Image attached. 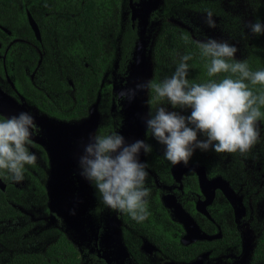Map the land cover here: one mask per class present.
Returning a JSON list of instances; mask_svg holds the SVG:
<instances>
[{
    "label": "flooded vegetation",
    "instance_id": "af4514ba",
    "mask_svg": "<svg viewBox=\"0 0 264 264\" xmlns=\"http://www.w3.org/2000/svg\"><path fill=\"white\" fill-rule=\"evenodd\" d=\"M85 1L0 0V66L10 67L13 77L15 70L22 83L18 94L0 86V120L20 112L34 116L37 127L29 151L37 146L46 153L42 160L50 173L47 187L43 165L36 169L26 165L21 182L12 181L8 173L0 176V190L13 210L0 219L3 228L9 227L4 238L28 249L14 254L43 252L50 243L40 250L36 236L50 221L51 231L43 232H52L56 238L60 232L71 239L79 264H264V223L254 221L253 194H245L248 179L238 177L234 165L219 170L210 159V150H197L187 165L171 164L144 123L150 108L155 110L150 89L139 91L131 101L118 95L154 76L153 65L143 63L138 41L131 51L122 49L123 30L129 23L136 29L140 22L138 11L132 17L138 0H108L94 16L93 33L91 12H79ZM97 1L99 5L107 0ZM162 1L151 19H157ZM183 7L175 3V10ZM173 16L166 20L172 23ZM150 31L152 40L144 41V54H149L157 26ZM91 36L99 43L97 57L106 65L85 93L76 91L66 73L83 75ZM14 51H18L19 67L14 66ZM49 69L63 82L47 84ZM28 71L33 72L31 79ZM45 132L53 135L56 149L46 143ZM112 132L123 134L128 143L141 139L152 146L150 153L140 156L147 165L145 186L150 189V215L144 221L107 208L80 175L78 159L89 136ZM38 196L42 212L32 207L36 203L31 201Z\"/></svg>",
    "mask_w": 264,
    "mask_h": 264
},
{
    "label": "clouds",
    "instance_id": "9594fccd",
    "mask_svg": "<svg viewBox=\"0 0 264 264\" xmlns=\"http://www.w3.org/2000/svg\"><path fill=\"white\" fill-rule=\"evenodd\" d=\"M205 22L216 27L212 11H207ZM249 28L253 34H264V24L250 23ZM184 39L187 42V37ZM198 47L207 61V81H189L188 61L193 57L184 54L170 77L159 83H138L118 94L131 101L139 91H154L157 106L154 111L150 108L144 123L173 165H187L197 150L243 155L259 139L257 122L264 115V91L254 92L250 85L264 86V70L252 71L246 61L235 60L238 49L227 41L210 37L198 42ZM220 74L226 75L212 79ZM36 127L29 112L0 120V170L14 182L23 181L26 165L37 164L36 154L29 151ZM151 151L152 146L144 140L128 143L119 132L90 135L78 159L80 175L107 208L144 221L150 215V189L145 186L147 165L140 156Z\"/></svg>",
    "mask_w": 264,
    "mask_h": 264
},
{
    "label": "rangeland",
    "instance_id": "374dc122",
    "mask_svg": "<svg viewBox=\"0 0 264 264\" xmlns=\"http://www.w3.org/2000/svg\"><path fill=\"white\" fill-rule=\"evenodd\" d=\"M138 1H140V3L138 2V4L135 6H138L137 11L140 12L141 14L140 22H139L141 32H143L146 29L150 30V27L156 28L159 22L154 21L153 19H151L150 16L151 13L155 11L156 7L153 6V4L150 5L149 0H138ZM207 1L215 2V4L219 3V6L229 15V17H226L225 15H218L214 13L212 10H197V9H193V7H186V8L183 7L179 10H175L176 16L171 17V21H173L172 23L187 29L192 39H194L196 42L206 41L208 38L211 37L217 40L227 41L229 44L235 45L238 49L234 57V59L236 60L245 59L248 49L253 45L264 47V34H253L249 28L250 23L259 22L261 24H264V0H207ZM207 11H212L213 13V19L216 22L215 28H210L205 22ZM145 15L146 18H143V16ZM234 25H236V27H234ZM149 40H152V38L150 37ZM13 53L15 54L17 59V63L14 66L19 67V64H21V62L17 58L18 51H16V53L14 51ZM145 56H147V54H145ZM180 56H181L180 52L174 55L173 59L169 61L170 65H172V63L174 62H178ZM0 58H3L2 53ZM143 63L144 64L147 63L151 67V65H153L152 56L150 55L149 62H146V60L143 58ZM9 68L10 67H6L5 65H3V67L0 66V77H1L0 86L3 87L2 88L3 91L9 90L10 94L11 93L18 94L17 90H19L20 86H22V83L21 85H19L18 83V81H21L19 79L20 77L15 70H13V73L15 75V77H13V74L11 73ZM170 73H171L170 75H172L173 71H170ZM26 74L29 76V78L33 76V72L31 71H28ZM66 74L70 75L69 73ZM147 76L148 75H146L144 79H146ZM66 78L67 80L69 79L68 76H66ZM42 92L45 94L47 90L45 91L42 90ZM13 95L14 94H12L11 96ZM47 95L51 97V94L48 93ZM164 103L166 104V102ZM156 106H157V101L154 107ZM39 117L47 122L52 121L45 114H39ZM257 129L259 132L258 142L248 153L243 155L239 152L216 153L210 150L209 156L211 155L210 159L212 163L218 166L219 170L226 171L229 168L233 167L234 165L235 166L234 170L236 171L235 174H237L238 177L239 175H241L242 178L248 179V183H247L248 189H246L245 187V194L246 196L248 195L250 196L253 194L251 199L254 208V216H255L254 221L257 224H263L264 223V128H262L259 122H257ZM43 136L47 144H50L55 149L57 148L56 142L53 139L52 134L45 132ZM31 145L32 144H30L29 146ZM31 151L36 154L38 158L37 161H41L40 163L37 162L35 167H39L43 165L44 173L46 175L45 177L47 180L44 181L47 187L50 173L48 172L47 163L43 162L44 160H42V158H44V155H46V153L42 154L37 149V146H34ZM35 167L29 166L30 169H36ZM258 193L259 195H257ZM256 199L257 201L256 203H254V200ZM23 201L24 200H22L21 202ZM31 202L36 203L35 206H32L36 211L42 212L41 204H40V196H38L36 200ZM48 219H50V216L48 217ZM25 220H27V218H25ZM48 222L50 223V221ZM48 222L44 224L43 226L44 229H41L42 231H39L38 235L36 236V238H39L38 247L40 248V250L45 248L49 243L53 242L56 239V234H53L52 232L51 234H48L47 232L46 233L43 232L44 230H50ZM8 228H9L8 226L3 228L2 225L0 224V260H7L16 251L28 250L23 245L9 243L7 239L4 238V236H6L5 232L8 231ZM35 232L32 233L33 239L35 238L34 235ZM41 232H43L42 235L40 234Z\"/></svg>",
    "mask_w": 264,
    "mask_h": 264
},
{
    "label": "trees",
    "instance_id": "16d2710c",
    "mask_svg": "<svg viewBox=\"0 0 264 264\" xmlns=\"http://www.w3.org/2000/svg\"><path fill=\"white\" fill-rule=\"evenodd\" d=\"M138 2L140 3V1ZM107 3L108 0L98 5L97 0H86L83 11H79L81 14H87V12H91L93 24V29H91L92 33L94 32V16L97 17V10H100ZM158 3L156 9L159 7ZM175 3H178V5L181 7H193V9L197 10H212L218 15H225L226 17H229V15L219 6V3L215 4V2H210L207 0H175L174 2L173 0H163V6L160 10L161 15L159 13L158 15L157 13H154V17L157 15V19L154 21H158L160 24L157 25V32L155 33L153 43L151 44V56L153 60L154 74L151 81L159 83L161 79L171 76L170 71H175L177 62H174L172 65H170L169 61L173 59L174 55L180 52L181 55L191 54L193 57L192 60L188 61L190 65L188 74L189 81L192 83L205 82L209 79L206 68L207 61L200 56L198 42L192 39L188 30L166 20L168 15H175ZM105 8L106 7H104L102 10H105ZM156 9L154 12H157ZM85 10L86 12H84ZM81 18H83V16H81ZM81 18H78L77 22ZM85 22L86 20H83V22H79V24L83 25ZM80 25L77 27L78 30L82 29ZM234 27H236V25H234ZM141 34L142 36L148 38L153 36L151 31L148 29L141 32L139 24L135 29L129 23L121 35L123 39L122 49L124 51H131L135 45V42L139 40L138 38ZM185 37H187V42L184 39ZM87 44L89 46V54L86 58V61H88L87 69L83 71V75L79 78L73 73L72 75H68V77L72 80L76 91H81L83 89L85 93L86 91H91L92 82L99 79L98 77L101 75V70H103L106 65V62H101L99 60L100 57H97V52L99 51L98 41L93 39V36H91L90 41H88ZM240 61H246L250 70L252 71L264 70V47L254 45L251 46L248 49L245 59H241ZM50 72L51 69H49V73L48 75L46 74L45 77L47 84L51 82L56 84L57 82H63L61 79H59L58 75ZM224 75L226 74H220L218 77H213L212 79H219ZM250 87H252L253 91L257 93L264 91V86L261 85H250ZM150 95L152 98L155 97V93L151 89ZM261 112L264 113V107L261 108ZM258 122L261 124L262 128H264V115H262ZM0 176H6V172L0 170ZM7 189L10 191L9 188ZM5 202L4 192L0 190V219H2L5 215L13 214V210L11 208L9 209ZM261 240L264 241V234ZM77 256V249L63 233L59 232V236L56 238V240L51 242L43 252L14 254L8 261L4 263L0 262V264H79V259Z\"/></svg>",
    "mask_w": 264,
    "mask_h": 264
},
{
    "label": "water",
    "instance_id": "95a60500",
    "mask_svg": "<svg viewBox=\"0 0 264 264\" xmlns=\"http://www.w3.org/2000/svg\"><path fill=\"white\" fill-rule=\"evenodd\" d=\"M159 2V0H149V4L151 5V4H153V6H157V3ZM136 12H137V8L136 7H132V14H133V16L132 17H134V14H136ZM140 13V12H139ZM143 15H144V12H143ZM140 16H141V14H140ZM143 18H146V15L145 16H143ZM148 40V37H145V36H142V34L140 35V39L138 40V43H137V45H139V47H140V50H141V52H142V54H143V58L146 60V62H148L147 61V58H148V56H149V54H151V45H150V49H149V54H147V56H145V54H144V51H143V47L142 46H144V41L145 40ZM69 239V238H68ZM70 241H71V239H69Z\"/></svg>",
    "mask_w": 264,
    "mask_h": 264
}]
</instances>
